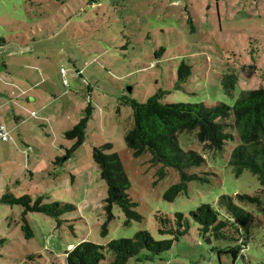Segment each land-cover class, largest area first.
<instances>
[{
    "label": "rangeland",
    "instance_id": "obj_1",
    "mask_svg": "<svg viewBox=\"0 0 264 264\" xmlns=\"http://www.w3.org/2000/svg\"><path fill=\"white\" fill-rule=\"evenodd\" d=\"M0 91L9 105L0 122V200L29 198L66 207L61 221L40 213L25 216L32 237L22 231L23 208L0 201V264H66V252L80 243L106 245L147 231L154 241L156 214L188 216L201 204L216 208L229 196L251 214L245 243L233 261L220 257L196 235L174 243L148 261L127 264H264L263 187L249 171L236 177L228 165L236 143L222 154L207 153L196 133L178 136L182 150L195 151L205 165L173 202L166 190L179 182L168 169L154 184L150 155L135 157L124 136L132 127L123 100L145 102L157 90L169 104L233 106L244 92L264 89V0H0ZM234 79V82H230ZM130 89V92L128 91ZM91 107L84 140L67 133ZM111 144L130 183L129 198L140 221L126 223L119 207L106 209L107 188L92 151ZM237 195L257 196L261 205ZM220 241L216 247L234 246Z\"/></svg>",
    "mask_w": 264,
    "mask_h": 264
},
{
    "label": "trees",
    "instance_id": "obj_2",
    "mask_svg": "<svg viewBox=\"0 0 264 264\" xmlns=\"http://www.w3.org/2000/svg\"><path fill=\"white\" fill-rule=\"evenodd\" d=\"M4 42H0V44ZM234 82V79L230 81ZM169 92L157 90L143 103L123 100V104L132 111V127L125 134L127 147L135 157L144 153L150 155V165L156 167L155 181L162 180L168 169L175 170L179 182L171 185L164 193V200L173 202L180 194L187 193L188 184L192 181L209 183V174L189 173L193 168L205 165V159L195 151L182 150L178 136L184 133H196V139L207 153L222 154L229 144L232 147L228 165L238 177L243 171H249L256 177L264 195V89L244 92L233 106L216 103L212 106L199 104H169L164 96ZM91 116V107L86 115L72 127L65 136L75 139L77 145L84 140L87 122ZM111 144H104L92 151L93 162L100 171V178L107 188L106 209L112 206L120 208L126 217V223L140 221L141 217L134 211L137 206L128 196L130 183L125 175L121 161L116 153L109 152ZM238 200L261 205L259 195H237ZM1 202L19 205L23 208L22 231L25 238L32 237L26 223L27 213H40L50 216L60 224L59 217L65 213L66 207L60 203H43L42 198L32 202L29 198L11 199L7 194ZM157 233L168 237L162 241H154L147 231H138L131 238L113 240L106 245L90 242L80 243L66 252V264H127L139 258L152 260L169 251L174 243L189 237L191 224L196 225V235L207 245L215 244L212 250L217 256L230 255L234 260L240 255L245 243L238 240L241 231L248 233L251 214L239 208L229 196L217 199L216 208L209 204H201L189 212L188 216L175 213L172 218L156 214ZM234 242V246L216 247L218 243Z\"/></svg>",
    "mask_w": 264,
    "mask_h": 264
},
{
    "label": "crops",
    "instance_id": "obj_3",
    "mask_svg": "<svg viewBox=\"0 0 264 264\" xmlns=\"http://www.w3.org/2000/svg\"><path fill=\"white\" fill-rule=\"evenodd\" d=\"M7 96L4 92L0 91V113L3 108H7L9 102L7 101ZM1 123V122H0ZM5 126V125H4ZM6 127V126H5ZM7 129V128H6ZM7 142V141H6Z\"/></svg>",
    "mask_w": 264,
    "mask_h": 264
},
{
    "label": "built area",
    "instance_id": "obj_4",
    "mask_svg": "<svg viewBox=\"0 0 264 264\" xmlns=\"http://www.w3.org/2000/svg\"><path fill=\"white\" fill-rule=\"evenodd\" d=\"M0 140L6 142L9 140V133L6 127L0 123Z\"/></svg>",
    "mask_w": 264,
    "mask_h": 264
},
{
    "label": "water",
    "instance_id": "obj_5",
    "mask_svg": "<svg viewBox=\"0 0 264 264\" xmlns=\"http://www.w3.org/2000/svg\"><path fill=\"white\" fill-rule=\"evenodd\" d=\"M128 91L130 92V89Z\"/></svg>",
    "mask_w": 264,
    "mask_h": 264
}]
</instances>
